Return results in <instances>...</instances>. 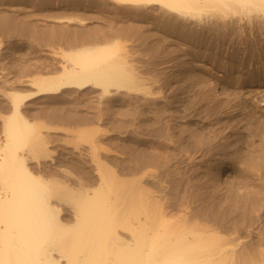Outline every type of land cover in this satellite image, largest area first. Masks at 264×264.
I'll list each match as a JSON object with an SVG mask.
<instances>
[{"label": "bare ground", "instance_id": "obj_1", "mask_svg": "<svg viewBox=\"0 0 264 264\" xmlns=\"http://www.w3.org/2000/svg\"><path fill=\"white\" fill-rule=\"evenodd\" d=\"M114 1L150 6L160 15L158 37L182 41L187 58L165 75V186L158 184L165 214L160 195L143 197L139 186L131 205L141 210L120 209L113 186L101 193L100 167L94 184L27 165L24 144L35 132L22 118L25 96L89 86L102 95L124 91L131 104L162 103L115 42H95L68 52L72 63L60 72L35 77V90L10 96L0 150V264H264V0ZM35 135L33 145L44 148L48 139Z\"/></svg>", "mask_w": 264, "mask_h": 264}, {"label": "rangeland", "instance_id": "obj_2", "mask_svg": "<svg viewBox=\"0 0 264 264\" xmlns=\"http://www.w3.org/2000/svg\"><path fill=\"white\" fill-rule=\"evenodd\" d=\"M124 2L0 0V150L3 152L6 141L4 124L10 117L12 93L26 95L36 89L35 77L55 74L64 65H70L72 61L67 53L71 50L95 42H115L117 53L123 56L138 81L151 83L152 90L159 91L155 96L163 98L162 103H156L157 107L154 104L142 106L138 102L131 104L124 91L122 97L113 92L102 95L98 88L89 86L82 90L71 87L63 94L25 96L20 104L22 118L35 132L24 144V148H30L26 162L35 171L40 168L53 173L51 170L62 168L94 184L99 181L94 174L100 167L103 173L101 193L109 192V186H113L120 209L139 210V202L131 205V201L142 191L143 197L147 193L160 195L165 214V188L160 190L158 185L163 179L160 182L165 186V75L177 74L187 58L179 49L182 41H162L159 14L149 12L150 6ZM151 31L153 34L158 31V34L154 36ZM87 32H91V39L82 40V33ZM75 34L77 39L72 38ZM167 47L171 48L167 50ZM36 133L48 139L44 148L33 145ZM85 148H91L92 153ZM150 171L154 172L155 179L149 178L150 175L146 178ZM137 186L141 188L138 192ZM143 200L145 202V198Z\"/></svg>", "mask_w": 264, "mask_h": 264}]
</instances>
